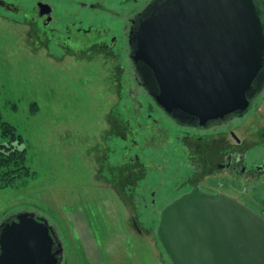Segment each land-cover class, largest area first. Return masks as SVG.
<instances>
[{
	"label": "rangeland",
	"instance_id": "rangeland-1",
	"mask_svg": "<svg viewBox=\"0 0 264 264\" xmlns=\"http://www.w3.org/2000/svg\"><path fill=\"white\" fill-rule=\"evenodd\" d=\"M37 1L54 6L44 15L50 14L51 26L61 31L74 22L82 29H107L109 37L117 38L115 56L87 54L92 50L81 55L59 52L32 23L33 9L40 10ZM147 1L0 0V117L22 137L26 164L35 174L25 184L0 190V224L21 212L49 220L63 246L61 264H172L155 227L158 211L178 194H171L180 161L174 151L175 130L166 120L161 124L153 104L149 119L146 98L136 87L132 93L139 104L127 99L124 29L116 25L124 19L117 23L114 16L140 11ZM92 34L84 36L94 39ZM129 118L137 131L152 123L157 127L151 128L154 146L128 153L150 167L146 174L137 164L130 171L117 167L128 157L120 155L128 143L117 138L130 126ZM133 139L139 147L144 143L136 135ZM133 171L138 180L130 199L122 181L112 176L118 172L125 182Z\"/></svg>",
	"mask_w": 264,
	"mask_h": 264
},
{
	"label": "water",
	"instance_id": "water-1",
	"mask_svg": "<svg viewBox=\"0 0 264 264\" xmlns=\"http://www.w3.org/2000/svg\"><path fill=\"white\" fill-rule=\"evenodd\" d=\"M130 42L156 105L199 125L245 112L264 65L252 0H155L136 20ZM156 236L172 264H264V219L225 194L174 200L162 210ZM62 261L47 219L21 212L0 224V264Z\"/></svg>",
	"mask_w": 264,
	"mask_h": 264
},
{
	"label": "flooded vegetation",
	"instance_id": "flooded-vegetation-1",
	"mask_svg": "<svg viewBox=\"0 0 264 264\" xmlns=\"http://www.w3.org/2000/svg\"><path fill=\"white\" fill-rule=\"evenodd\" d=\"M154 1L155 0H148L144 3V7H142L140 11L135 12L133 10L131 14L126 13L123 14V16L114 14V16L117 17V23L120 22L121 18L124 19L122 25H116L119 29H124L122 36V40H125L123 43V58L125 60L123 73L127 77L126 80L129 82L128 93L126 95L127 99L131 98L133 102L139 104L136 98L134 99L132 93V88L136 87L146 98V103L148 105L147 116L149 119L152 118V114L155 112L153 111V104L159 112V116L163 119L161 124H164V120H166L175 130L174 151L179 155L178 158L180 161H178L179 174L176 177V188L171 194H178L158 211V219L166 206L179 197L193 192L210 196L225 194L243 204L256 214L264 215V197L261 196L264 193V65L253 84V90L249 97V106L242 114H232L223 119L208 121L204 125H199L196 120L172 118L156 105L149 94L150 86L148 84V79L142 77L132 60V44L130 39L132 31H134L136 26V20ZM252 2L260 19L264 36V0H252ZM40 3L41 1H37L36 5ZM7 5L9 6V4ZM46 5L50 8L49 13L51 14L54 6L49 3ZM79 5L83 6L85 4L79 3ZM95 7L101 10L103 8L100 4H95ZM16 9L19 10L18 8ZM32 13L31 20L32 23L36 25L37 32L44 36V40L47 42L50 41V45H54V47L58 46V50L62 52V54L66 51L71 53L73 50L81 55L83 50V52L92 50L94 53L87 54L93 56L103 54L110 58L115 56L114 52L116 50L114 47H116L115 42H117V38L114 36L109 37L107 35V29H102L100 32L97 31L96 26L90 25L87 26L86 29H82L81 27H76L74 22L70 25H66L64 30L61 31L62 29L51 26L52 16L50 14L44 15L41 8L39 11L34 8ZM49 21L50 23L47 24ZM57 24L58 22H55L54 25ZM91 33H94L92 34L94 36L96 35L94 39H92L93 37L84 36ZM120 57H122V55ZM89 58L92 59L93 57ZM116 75V77H118V68ZM120 82L123 84L122 80ZM116 83L118 86L117 78L116 81H114L115 86ZM118 98L119 96H117V99ZM117 99L116 101L118 102L119 99ZM129 119L131 126L133 119ZM249 124L253 125V129H248L246 127ZM130 126H126V132L122 133L121 136L117 138L122 143H128V146L124 144V149L121 150L120 155L128 154L133 149L146 150L148 146L152 147L155 145L154 141L156 138L152 136L153 131L151 128L155 127L157 130L156 124L152 123L147 126L142 125V131H137L136 126L133 127L135 131L132 126ZM135 135L140 137V140L144 142L141 147H139V143H136L133 139ZM158 142V146L163 148L165 141L160 139ZM122 159L121 157V160ZM134 164L141 165L139 157L136 155L132 157L128 154L127 161H123L121 165L119 163L117 167L120 169L128 168L130 171V169L132 170L133 166H135ZM154 169L158 173L162 171V167L158 165H156ZM148 170H150V167L147 164L141 165V168H139V172L142 174H146ZM120 172L124 174L123 170ZM136 173L138 172L133 171L128 178L126 177V183L118 172H115V176H112L117 182L119 179L122 181L123 187L125 191L128 192L130 199H133V195H135L134 190L137 184L136 180H138L137 177H134ZM258 195H260L259 198L262 199L259 200L257 198ZM135 204H138V201L135 202ZM7 220H12V218H8ZM156 228L157 225L155 230Z\"/></svg>",
	"mask_w": 264,
	"mask_h": 264
},
{
	"label": "trees",
	"instance_id": "trees-1",
	"mask_svg": "<svg viewBox=\"0 0 264 264\" xmlns=\"http://www.w3.org/2000/svg\"><path fill=\"white\" fill-rule=\"evenodd\" d=\"M16 129L0 117V190L15 188L35 174L26 164V150Z\"/></svg>",
	"mask_w": 264,
	"mask_h": 264
}]
</instances>
